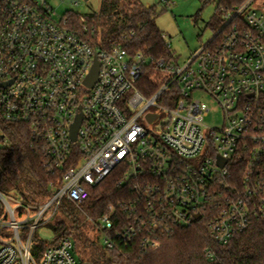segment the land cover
I'll return each instance as SVG.
<instances>
[{"label":"built area","instance_id":"obj_1","mask_svg":"<svg viewBox=\"0 0 264 264\" xmlns=\"http://www.w3.org/2000/svg\"><path fill=\"white\" fill-rule=\"evenodd\" d=\"M223 20L181 63L89 40L68 14L57 17L50 0H0V83L12 81L0 87L2 119L26 124L48 172L60 175L48 200L30 204L37 212L27 209L28 226L0 192V264H85L73 255L71 238L38 254L34 234L65 200L83 203L111 177L135 197L99 217L109 249L115 236L127 243L141 236L146 252L161 234L201 217L223 244L264 220V0H244ZM149 71L159 82L153 93L141 82ZM202 94L222 112L215 126L206 122ZM6 144L0 130V146ZM8 227L14 235L6 238Z\"/></svg>","mask_w":264,"mask_h":264},{"label":"trees","instance_id":"obj_2","mask_svg":"<svg viewBox=\"0 0 264 264\" xmlns=\"http://www.w3.org/2000/svg\"><path fill=\"white\" fill-rule=\"evenodd\" d=\"M209 1L203 0L204 3ZM243 2L218 0L211 26L221 27L223 16ZM101 9L96 20L85 19L88 31L83 30L81 16L69 13L68 17L76 30L105 47L123 44L131 52L142 49L154 59L175 58L156 23L158 14L154 8L145 7L140 0H103ZM153 73L149 71L141 79L142 84L148 86V93H153L159 85ZM0 130L8 138V144L0 146V190L15 191L16 195L33 205L48 200L52 182L57 183L60 175L48 172L37 138L26 124L3 120L1 105ZM116 181V177L104 180L91 190V196L83 203L65 200L54 221L59 235L53 244L73 235L83 253L97 264H264V220H255L249 229L223 244L213 239L208 219L201 217L191 227L161 234L146 252L141 236H136L129 243L115 236L114 248H106L98 241L99 217L108 212L110 204L135 197L133 189L120 187ZM48 245L52 244L34 241L38 254Z\"/></svg>","mask_w":264,"mask_h":264},{"label":"rangeland","instance_id":"obj_3","mask_svg":"<svg viewBox=\"0 0 264 264\" xmlns=\"http://www.w3.org/2000/svg\"><path fill=\"white\" fill-rule=\"evenodd\" d=\"M103 0H50V4L56 11L58 18L69 13H75L84 17L87 20H96L100 13ZM145 7H152L157 12L156 23L168 40L172 53L179 62H184L194 51L198 50L200 46L212 39L215 33L219 30L220 25L213 28L211 26V19L217 8L218 0H210L204 3L203 0H171L162 2L161 0H140ZM210 108L209 116L206 122L209 125H217L221 122L222 112L219 105L216 104L211 97L202 94L201 96ZM150 128H156V123L150 125ZM1 194L8 198L12 208L16 211V219L23 223L29 217V209L32 215L37 212L35 208L24 200L21 202V196L16 195L15 191L3 192ZM2 211V212H1ZM0 215L4 214L5 203L0 196ZM53 211L46 214L45 218L51 217ZM57 213V212H56ZM54 214L51 222L39 226L35 231L34 240L36 243L43 242L53 244L54 239L58 237V230L54 226V221L57 214ZM11 217L6 218V222L10 221ZM23 225H29V222H24ZM27 230L21 229V234L24 236ZM3 236L6 238L14 235V230L7 228L3 230ZM73 240L74 246L72 253L75 257L85 264H95L89 259L87 254H84L82 248L78 246L73 235L70 236ZM99 244H102V238H98Z\"/></svg>","mask_w":264,"mask_h":264},{"label":"water","instance_id":"obj_4","mask_svg":"<svg viewBox=\"0 0 264 264\" xmlns=\"http://www.w3.org/2000/svg\"><path fill=\"white\" fill-rule=\"evenodd\" d=\"M98 67H99V63L96 62L95 65H94V67H93V69H92V73H91V75H90V76L88 77V79H87V83H88L90 86H93L94 83H95V81H96L97 78H98V73H99V71H98ZM11 83H12V81L0 83V87L6 86V85L11 84ZM152 117H154V116L151 115V118H152ZM81 118H82V117L79 118V120L77 121V123H76V124L74 125V127H73V136H74V139H76V137H77V133H76V131H77V129L79 128V126H80V124H81ZM220 162H221L222 165L225 164V161H223V160H220Z\"/></svg>","mask_w":264,"mask_h":264}]
</instances>
